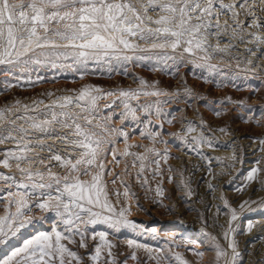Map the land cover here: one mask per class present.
Segmentation results:
<instances>
[{
	"label": "rangeland",
	"instance_id": "obj_1",
	"mask_svg": "<svg viewBox=\"0 0 264 264\" xmlns=\"http://www.w3.org/2000/svg\"><path fill=\"white\" fill-rule=\"evenodd\" d=\"M223 3L236 5L238 15L234 21L232 11L221 13L218 23L227 26V33L209 36L207 52L190 54L182 46L163 50L174 57L164 61L102 58L84 65L64 56L39 55L40 63L34 57L0 65V110L8 109L0 124L7 127L13 120L23 124L17 117L35 115L29 109L42 111L59 98L99 88L115 94L98 101L94 123L116 130L109 138L118 153L147 157L146 186L136 179L139 162L133 167V155L118 156L119 164L107 157L105 165L112 169L111 176H105L108 198L115 206L111 215L130 223L118 229L103 222L81 224L83 238L77 234L61 243L82 259L66 256V264L69 260L71 264H264V43L257 45L252 36L264 39V27L256 26L264 25V0H248L244 7L239 6L241 0ZM149 15L155 19L161 13ZM236 22L243 25L248 43L232 37ZM140 47L150 45L140 42ZM216 47L228 51L215 52ZM47 51L36 50L37 54ZM120 90L141 94L125 100ZM157 90L167 95L143 94ZM44 143L54 144L61 153L65 150L59 140ZM8 149L19 152L15 141L2 143L0 161ZM36 151L43 157L50 155ZM45 166L56 174L65 171L53 160L46 159L39 170L45 171ZM21 167L35 170L37 165ZM253 169L258 171L249 180ZM118 173L127 188L119 181L111 184ZM0 174L14 176L17 183L24 180L13 160L7 167L0 162ZM48 178L45 171V181ZM7 182L0 180V264L37 236L54 237L58 231L70 235L56 211L31 207L37 197L21 196L23 190ZM113 188L129 194L116 199ZM20 199L28 207L13 203ZM18 209L23 215H18ZM121 210H126L123 218L118 215ZM101 233L105 241L100 240ZM82 239L86 247L81 246ZM97 246L101 255L93 260ZM109 250L112 256L106 258ZM220 250L227 255H218ZM17 259L10 264H17Z\"/></svg>",
	"mask_w": 264,
	"mask_h": 264
},
{
	"label": "snow or ice",
	"instance_id": "obj_2",
	"mask_svg": "<svg viewBox=\"0 0 264 264\" xmlns=\"http://www.w3.org/2000/svg\"><path fill=\"white\" fill-rule=\"evenodd\" d=\"M247 2L241 0L239 6L244 7ZM235 7L223 3V0H0V65L29 62L34 57L35 62L40 63L39 55L64 56L84 65L90 60L102 58H114L128 63L153 59L164 61L174 57L163 50H176L182 46L183 51L190 54H194L195 50L207 52L208 47H211H205L209 36L227 33V26L222 28L218 23L221 13L232 11V19L235 21L238 15ZM151 12L161 15L153 19L149 15ZM248 14H251L250 11ZM231 35L233 38L238 37L241 43L249 42L243 35V25L238 22ZM252 36L257 45L264 43L259 35L253 33ZM140 42L150 47L141 48ZM37 49L48 51L37 54ZM213 50L219 53L228 51L220 47ZM247 52L251 55L253 49H247ZM261 55H264V50H261ZM25 57L27 60H24ZM246 62L252 63L251 60ZM114 94L99 88H85L78 96L59 98L42 111L29 109L35 115L22 114L17 117L23 124L18 125L14 120L7 127L0 124V144L15 141L19 150L17 153L8 149L0 162L7 167L10 160L15 161L24 176V180L19 183L14 176L3 174H0V180L11 181L14 187L23 190L21 196L37 197L31 207L56 211L66 226L65 232L70 234L63 235L58 231L54 237L47 234L37 236L35 241H29L23 248L13 252L3 264H10L17 257V264H66V256L80 260L82 257H78L61 240H74L77 234L83 238L85 234L80 231L81 224L103 222L118 229L120 225L127 226L130 223L125 219H114L111 215L115 212V206L108 198V181L105 176H111L112 169L106 167L105 160L111 156L119 164L118 156L133 155V167L139 162L136 179L143 181L146 186L147 179L143 173L147 157L128 152L118 153L115 141L109 138L116 130L110 131L94 123L99 112L98 101ZM139 94L135 90L119 92V96L125 100L135 99ZM143 94L167 95L158 90ZM125 107H128L127 103ZM7 111L0 110V120L5 118ZM120 135L126 137L127 133L121 132ZM45 140H59L65 145V150L61 153L54 144L44 143ZM36 149L47 151L50 155L43 157ZM46 159L58 162V166L65 170L63 174L53 173L51 167L45 166L49 177L45 181V171H40L39 166L44 165ZM151 163L158 165L159 161L152 160ZM22 164L37 167L33 170L21 167ZM256 171L252 170L249 180L255 178ZM121 176L118 173L111 184L116 185L119 181L127 188ZM128 194V191L121 193L117 188L112 189L116 199L121 195L127 197ZM9 195L14 196L15 193L10 190ZM13 203L28 207L23 199L14 200ZM125 211L121 210L119 217L123 218ZM18 215H23L19 209ZM232 218H236L234 210ZM99 238L105 241L103 233ZM225 238H228L227 233ZM81 246H87L83 239ZM230 246L235 249L234 243ZM100 255L101 249L97 246L92 259L98 260ZM218 255L224 256L227 253L220 250ZM235 255L238 256V253ZM111 256L109 250L106 258ZM68 264H71V260Z\"/></svg>",
	"mask_w": 264,
	"mask_h": 264
},
{
	"label": "bare ground",
	"instance_id": "obj_3",
	"mask_svg": "<svg viewBox=\"0 0 264 264\" xmlns=\"http://www.w3.org/2000/svg\"><path fill=\"white\" fill-rule=\"evenodd\" d=\"M8 183V182H7ZM8 185H10V184H8ZM7 186V185H6ZM9 189H10V187H9ZM13 190V189H12Z\"/></svg>",
	"mask_w": 264,
	"mask_h": 264
}]
</instances>
